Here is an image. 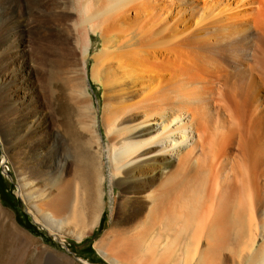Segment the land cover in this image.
Masks as SVG:
<instances>
[{
    "label": "bare ground",
    "instance_id": "bare-ground-1",
    "mask_svg": "<svg viewBox=\"0 0 264 264\" xmlns=\"http://www.w3.org/2000/svg\"><path fill=\"white\" fill-rule=\"evenodd\" d=\"M178 1H77L82 8L77 7L79 30L85 36L90 30L99 31L102 37L101 54L91 57L90 78L103 79L106 86L124 83L120 99L109 103L110 120L116 125L115 136L109 140L113 141V173L123 179V221L133 227L118 229L116 234L133 233L128 234L129 244L123 245L128 251L136 248L133 253L147 246L148 251L140 256L141 260L144 255L150 256L143 260L145 264L148 260L150 264H264V0H190L191 12L196 11L199 19L194 29L184 35L176 29L178 20L167 25L169 11ZM129 10L132 27H127L129 31L126 28L128 38H110L128 20ZM85 36L77 40V45L87 76L85 53L91 45ZM250 41L246 55L241 48ZM231 44L235 45L233 51ZM176 48L181 49L180 54ZM155 53L160 58L158 62L151 60ZM16 56L12 63L19 72L17 77L29 83L30 76L24 77L27 72ZM51 65L47 78L40 80L44 106L37 101L24 108L14 102L7 104V110L19 123L12 134L22 133L20 139L31 138L28 150H32L35 165H21L25 173L28 170L30 178L52 187L49 198L39 208L46 209L47 219L58 227L66 225V214L70 208H77L82 217L86 212L94 224L98 213L88 184L92 172L85 164L80 166V181L64 177L68 168L65 154H60L64 131L60 132L63 126L54 113L51 123L56 127L49 128L51 88L57 73L65 72L61 66L66 63L55 60ZM4 70L0 62V74ZM14 77L7 84L0 82V91L17 82ZM72 81L67 77L62 83L74 86L70 87L74 90ZM83 102H77L82 109ZM45 105L48 112L43 109ZM174 156L178 163L169 172L177 175V186L174 182L161 186L148 201L146 218L139 221L142 210L138 192L149 187L154 178L151 174L168 172ZM83 218L82 228L86 226ZM259 238H263L260 245ZM114 240L117 244L118 239ZM103 244L104 240L100 247ZM132 251L126 252L130 261L134 259L130 257Z\"/></svg>",
    "mask_w": 264,
    "mask_h": 264
},
{
    "label": "rangeland",
    "instance_id": "rangeland-1",
    "mask_svg": "<svg viewBox=\"0 0 264 264\" xmlns=\"http://www.w3.org/2000/svg\"><path fill=\"white\" fill-rule=\"evenodd\" d=\"M3 1L0 0V62L4 64L5 70L0 74V82L7 84L12 76H16L14 78L17 82L9 88L0 91V119H5L3 123L0 121V232H3L5 235L4 240L0 242V264H11L14 257L17 258V264H122V262L123 264H129L130 262L136 264L135 262L133 263V258H131V261L127 259V256L129 258V254L126 252L131 253L132 250L128 251L127 249L129 248H125L129 244L127 237L133 233H124L126 238H124L123 233L116 234L118 229L122 230L126 226L128 228L133 226L123 221L125 208L124 206L122 207L121 203L123 185L120 182L123 179L121 175L117 176L113 173V163L111 160L113 158V146L111 144L113 141L109 140L111 136H115L114 131L116 128L115 123L110 120L111 111H109V103L120 97L119 92L120 90L122 91L124 83L119 81L118 84L116 82L111 86H106V81L104 82L103 79L95 81L90 78L93 66L91 57L96 53L101 54L102 37L100 32L90 30L89 34L85 36L81 32L82 30H79L80 28L77 25L81 18H79L77 12L80 9L82 10V8L79 7V4V6L77 5V1L79 3L80 0ZM180 1L169 11L170 16H168L167 25L175 19L178 20L179 26H176V29L184 35L194 29L199 16L196 11L192 14L190 0H183L188 2L187 5L185 4L186 6L184 2ZM40 2V5L37 4ZM128 13V20L120 24L121 28L118 26L119 30L115 29L120 34L124 32L122 33L124 35L121 34L123 37L118 35L117 31H114L113 34L115 36H111L110 38H128V35H125V33L132 27L129 21L132 17L131 11L129 10ZM123 23L126 25L125 28L122 25ZM126 28L128 29L127 31ZM84 36L88 38L91 45L85 53L87 76L84 73L83 54L79 45H77L79 39ZM250 45L251 41L246 46L244 44L241 48L242 52H246V55L250 50ZM13 46H17V49ZM170 46L171 44L168 47L169 49ZM233 46L235 45L231 44L229 46L230 51H233ZM176 49L177 53L180 54L181 49ZM169 53L167 54L168 56ZM16 54L18 55L16 57H18L20 64L27 72L23 74L24 77L28 78L30 76L29 83L24 84L21 82V78L17 77L19 76V72L15 64L12 63ZM156 56L157 53L152 56L151 60L157 61L159 57ZM55 60L66 63V65L69 64V66L65 65L63 67L62 65V69H65V72L62 70L64 74L62 72V75L60 72L59 74L57 73L58 76L54 77L58 79L54 80L56 81V86L53 85V89L51 88L53 103L48 116L50 118L48 124L50 129L56 127L55 124L52 125L54 116H56V119L63 126L61 128L63 130H60V132L64 131V134H60L64 135L62 137L65 141L64 147L62 146V152L59 151V153L61 152L62 156L65 154L68 160V168L63 172L64 177H68L75 182L80 181L82 176L80 166L85 164H87L92 172L91 183L88 184L94 193L93 204L96 206L98 213V218L94 224L91 223V218L89 220V217L85 215L86 212L83 218L81 210H77V208H70L66 214V219L64 218V221H67L66 225L62 224L58 227L47 219L44 213L46 209L42 208L40 210L39 208L43 204L42 201L49 198L52 193V187L48 182L30 178L28 170L25 173L22 169L24 163H27L28 166L30 165L28 168L35 165L31 157L32 150H28L30 149L29 142L31 138L28 137L27 139V137H24L20 139L19 135L22 133L18 135L16 133L12 134L14 128L19 123L17 122V117L7 110V104L14 102L16 105L18 104V106L24 108L31 101H37L39 104L43 102L44 106L45 97L43 96L44 90L42 91L41 88L42 82L47 78V74H49L47 72L52 69L51 64ZM102 62L104 63V60ZM228 65L230 68L233 67L232 63ZM67 69L73 71L70 73ZM30 71L31 73H29ZM67 77L73 78L72 83L76 85L73 88L75 91L70 88L74 86H68L69 89L63 84ZM74 78H76L75 81ZM79 78L82 80H79ZM76 88L80 91L76 90ZM45 93L48 94L47 89H45ZM111 93H114L116 97ZM81 95L84 96L81 97ZM74 100H77V102L78 100H83L82 105L85 108H80ZM43 109H46L48 112L46 105ZM44 113L45 111L43 110L42 114ZM63 148L68 149L66 151L64 149L63 153ZM177 163L178 157H172L170 165L166 169L168 172L151 174L154 178L150 181L149 187L141 190V193L138 192L137 200L142 210L138 214L139 221H144L146 218L149 212L150 199L155 192L162 188L161 186L170 184V182H174V186H177L174 180L177 175H171L169 172V170L175 169ZM70 168L71 170H69ZM41 169L45 170V168ZM172 176L173 178H171ZM180 176L178 175V178ZM4 190L6 191L4 192ZM128 196L131 195L128 194ZM82 218L86 223L84 228L80 226ZM101 219L102 223L99 227ZM2 224L4 225L3 228H1ZM79 227L82 228V231H79L81 230ZM80 232L81 235L78 236ZM113 238L116 239V242L118 239L117 244H115V240L114 242L112 241ZM102 240L107 245L103 244L105 246L100 247ZM262 242L263 238H259L258 245ZM108 243L110 244L108 245ZM134 247L139 248L138 246ZM146 248L147 246H142L136 253H133L136 250L135 248L130 257L134 256V259L138 262L137 264H140V256L146 250L148 251ZM141 250L143 251L141 252ZM138 254L140 255L138 256ZM144 257L142 256V264L144 261H147L145 259H150L148 258L150 256L144 255ZM148 262L150 264L149 260Z\"/></svg>",
    "mask_w": 264,
    "mask_h": 264
},
{
    "label": "crops",
    "instance_id": "crops-1",
    "mask_svg": "<svg viewBox=\"0 0 264 264\" xmlns=\"http://www.w3.org/2000/svg\"><path fill=\"white\" fill-rule=\"evenodd\" d=\"M3 225V224H2ZM4 227V225L1 227V228H3ZM0 242H2L3 240H4V237H5V235H4V233L3 232H0ZM11 264H17V258L16 257H14L13 258V261H12V263Z\"/></svg>",
    "mask_w": 264,
    "mask_h": 264
},
{
    "label": "trees",
    "instance_id": "trees-1",
    "mask_svg": "<svg viewBox=\"0 0 264 264\" xmlns=\"http://www.w3.org/2000/svg\"><path fill=\"white\" fill-rule=\"evenodd\" d=\"M101 223H102V219H101V221H100L99 227L101 226Z\"/></svg>",
    "mask_w": 264,
    "mask_h": 264
},
{
    "label": "flooded vegetation",
    "instance_id": "flooded-vegetation-1",
    "mask_svg": "<svg viewBox=\"0 0 264 264\" xmlns=\"http://www.w3.org/2000/svg\"><path fill=\"white\" fill-rule=\"evenodd\" d=\"M6 190H4V192H5Z\"/></svg>",
    "mask_w": 264,
    "mask_h": 264
}]
</instances>
